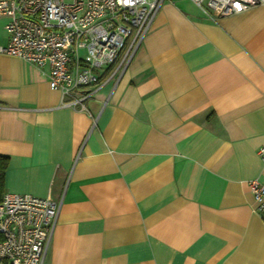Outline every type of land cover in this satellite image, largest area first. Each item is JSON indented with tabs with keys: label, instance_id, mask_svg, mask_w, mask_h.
Returning a JSON list of instances; mask_svg holds the SVG:
<instances>
[{
	"label": "crops",
	"instance_id": "1",
	"mask_svg": "<svg viewBox=\"0 0 264 264\" xmlns=\"http://www.w3.org/2000/svg\"><path fill=\"white\" fill-rule=\"evenodd\" d=\"M47 72L0 53V197L60 202L43 264H264V3L211 19L164 0L88 111Z\"/></svg>",
	"mask_w": 264,
	"mask_h": 264
},
{
	"label": "built area",
	"instance_id": "2",
	"mask_svg": "<svg viewBox=\"0 0 264 264\" xmlns=\"http://www.w3.org/2000/svg\"><path fill=\"white\" fill-rule=\"evenodd\" d=\"M164 0H0L7 41L0 53L48 66L63 106L88 111L105 79H119ZM208 18L230 16L264 0H191ZM264 158V147L258 149ZM264 220V181L248 182ZM60 202L30 193L0 197V264H43Z\"/></svg>",
	"mask_w": 264,
	"mask_h": 264
},
{
	"label": "trees",
	"instance_id": "3",
	"mask_svg": "<svg viewBox=\"0 0 264 264\" xmlns=\"http://www.w3.org/2000/svg\"><path fill=\"white\" fill-rule=\"evenodd\" d=\"M4 167H5V159L0 157V190L2 185Z\"/></svg>",
	"mask_w": 264,
	"mask_h": 264
},
{
	"label": "rangeland",
	"instance_id": "4",
	"mask_svg": "<svg viewBox=\"0 0 264 264\" xmlns=\"http://www.w3.org/2000/svg\"><path fill=\"white\" fill-rule=\"evenodd\" d=\"M4 19H1V23H4ZM2 31H3V29H2V27H0V36L2 35L1 33H2Z\"/></svg>",
	"mask_w": 264,
	"mask_h": 264
}]
</instances>
